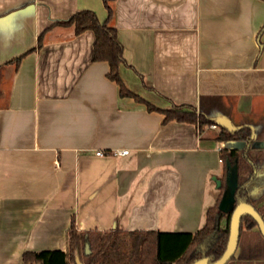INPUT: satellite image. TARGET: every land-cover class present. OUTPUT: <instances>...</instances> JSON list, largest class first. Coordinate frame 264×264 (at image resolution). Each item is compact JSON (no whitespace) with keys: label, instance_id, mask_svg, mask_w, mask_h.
Here are the masks:
<instances>
[{"label":"crops","instance_id":"0c3cea01","mask_svg":"<svg viewBox=\"0 0 264 264\" xmlns=\"http://www.w3.org/2000/svg\"><path fill=\"white\" fill-rule=\"evenodd\" d=\"M108 3L120 76L160 110L119 93L91 29L56 22L81 9L102 21L103 0H0V264L66 250L72 216L78 230L199 229L220 148L244 142L161 109L225 115L264 148V0Z\"/></svg>","mask_w":264,"mask_h":264},{"label":"trees","instance_id":"16d2710c","mask_svg":"<svg viewBox=\"0 0 264 264\" xmlns=\"http://www.w3.org/2000/svg\"><path fill=\"white\" fill-rule=\"evenodd\" d=\"M107 18L100 21L91 9H81L59 24H73L74 32L91 29L94 33L92 59L105 60L109 65L107 76L116 81L121 95H129L143 101L148 109H159L131 91L119 73V64L124 61L122 45L116 28L109 23L111 6L103 0ZM41 41V36L38 37ZM18 60V58H16ZM164 121L176 119L194 122L200 128L215 123L205 113L191 105H177L161 109ZM219 140H241L239 148H220L223 173L220 177L219 195L215 203L206 209L204 224L190 231H142L113 228L104 231L78 230L72 216L67 229V249L26 250L21 254L23 264H78L76 254L83 264H189L207 256L217 259L226 247L231 210L221 211L218 202L228 188L227 174L234 172L236 187L235 202L246 201L264 218V148L252 146L250 127L244 125L235 130L220 127L216 134ZM256 227V229H254ZM245 233L248 237L243 239ZM255 234V235H254ZM85 243L89 252H85ZM238 252L226 264H264V236L256 221L247 214L240 219Z\"/></svg>","mask_w":264,"mask_h":264},{"label":"water","instance_id":"95a60500","mask_svg":"<svg viewBox=\"0 0 264 264\" xmlns=\"http://www.w3.org/2000/svg\"><path fill=\"white\" fill-rule=\"evenodd\" d=\"M214 121L217 125L227 130H235L239 128L237 125L233 124V122L225 115H219L215 117ZM213 179L216 181L217 186H219L220 180L216 176H213ZM227 184L228 188L224 191L223 195L221 196L218 202L219 210H231L229 219V233L226 247L221 253V255L213 261H210L207 256H203L190 262L189 264H226L231 258V256L234 255L236 252L239 238L240 219L244 214L250 215L256 221L258 229L264 236V218L253 207V205L246 201H238L234 203V191L237 183L233 171L227 174ZM85 252H89L88 243H85ZM76 262L78 264H81L80 259L77 255Z\"/></svg>","mask_w":264,"mask_h":264},{"label":"built area","instance_id":"2783aa9c","mask_svg":"<svg viewBox=\"0 0 264 264\" xmlns=\"http://www.w3.org/2000/svg\"><path fill=\"white\" fill-rule=\"evenodd\" d=\"M210 127L215 128V127H217V124H216V123H211V124H210ZM113 152H114V153H127V149H122V150H120V151H113ZM95 153H96V154H103L104 151H103L102 149H98V150L95 151ZM220 160H221V159H220Z\"/></svg>","mask_w":264,"mask_h":264},{"label":"rangeland","instance_id":"374dc122","mask_svg":"<svg viewBox=\"0 0 264 264\" xmlns=\"http://www.w3.org/2000/svg\"><path fill=\"white\" fill-rule=\"evenodd\" d=\"M254 229H256V227L254 228ZM255 235V234H254ZM248 237V233H245V235H244V237H243V239H246ZM238 252V247H237V249H236V252H235V254Z\"/></svg>","mask_w":264,"mask_h":264}]
</instances>
